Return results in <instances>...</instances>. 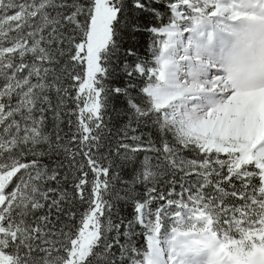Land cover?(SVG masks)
<instances>
[{
	"label": "snow or ice",
	"instance_id": "6c2138e0",
	"mask_svg": "<svg viewBox=\"0 0 264 264\" xmlns=\"http://www.w3.org/2000/svg\"><path fill=\"white\" fill-rule=\"evenodd\" d=\"M249 14L264 0H0V264H264V84L202 51ZM145 30L151 61L124 47Z\"/></svg>",
	"mask_w": 264,
	"mask_h": 264
},
{
	"label": "clouds",
	"instance_id": "9594fccd",
	"mask_svg": "<svg viewBox=\"0 0 264 264\" xmlns=\"http://www.w3.org/2000/svg\"><path fill=\"white\" fill-rule=\"evenodd\" d=\"M202 45L204 54H210L232 81L264 84V15L242 16L226 31L215 32L210 39L205 37Z\"/></svg>",
	"mask_w": 264,
	"mask_h": 264
},
{
	"label": "trees",
	"instance_id": "16d2710c",
	"mask_svg": "<svg viewBox=\"0 0 264 264\" xmlns=\"http://www.w3.org/2000/svg\"><path fill=\"white\" fill-rule=\"evenodd\" d=\"M156 7H159L161 11L166 12V8H165V4L161 3L160 5H156ZM139 22L141 24H143L146 28L153 26V25H158L160 23V21L154 19L150 14H144L139 18ZM165 22H166V17H165ZM135 36V39L133 40L132 36ZM154 39V37L152 36V34L150 32H148L147 30L142 31V32H138L132 35H129L126 37V42L124 44L125 48L128 47H133L135 49H137L138 54L140 57L147 59L149 61L152 60V53L149 50L150 45L152 43V40ZM123 59V58H122ZM129 61L134 62L135 58L133 57H128L127 58ZM132 78H129L126 74H121L118 79H117V83H119L121 86H126L127 83L131 80ZM132 82H136V81H132ZM115 108L116 109H124L126 108V104L124 102V98L123 97H118L115 101ZM126 120V117H122L119 119L114 118L113 119V124L116 126H119L120 124H122L124 121ZM144 154L141 153L140 157L142 158ZM130 169H124L122 172V175L127 176L130 174ZM141 194L143 193V187L142 186H138L137 189ZM119 209H120V213L122 216L125 217H131L132 215V208L130 205H126L124 203L119 204ZM137 244L138 246L143 247L145 242H144V238L143 236H140L137 238Z\"/></svg>",
	"mask_w": 264,
	"mask_h": 264
}]
</instances>
